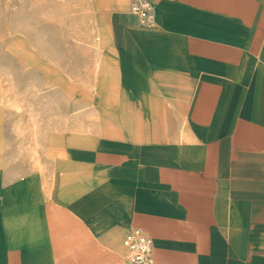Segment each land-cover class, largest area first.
<instances>
[{
	"label": "crops",
	"instance_id": "obj_1",
	"mask_svg": "<svg viewBox=\"0 0 264 264\" xmlns=\"http://www.w3.org/2000/svg\"><path fill=\"white\" fill-rule=\"evenodd\" d=\"M142 1L145 22L94 0L120 32L125 134L3 178L0 264H130L131 226L156 264H264V0Z\"/></svg>",
	"mask_w": 264,
	"mask_h": 264
},
{
	"label": "rangeland",
	"instance_id": "obj_2",
	"mask_svg": "<svg viewBox=\"0 0 264 264\" xmlns=\"http://www.w3.org/2000/svg\"><path fill=\"white\" fill-rule=\"evenodd\" d=\"M119 37L94 0H0V182L48 175L74 138L125 134L118 111L136 102L115 80Z\"/></svg>",
	"mask_w": 264,
	"mask_h": 264
},
{
	"label": "built area",
	"instance_id": "obj_3",
	"mask_svg": "<svg viewBox=\"0 0 264 264\" xmlns=\"http://www.w3.org/2000/svg\"><path fill=\"white\" fill-rule=\"evenodd\" d=\"M130 10L137 14L141 22L152 18L150 6L142 0H132ZM122 244L126 247L130 264H156L151 238L143 229L131 226L123 234Z\"/></svg>",
	"mask_w": 264,
	"mask_h": 264
}]
</instances>
